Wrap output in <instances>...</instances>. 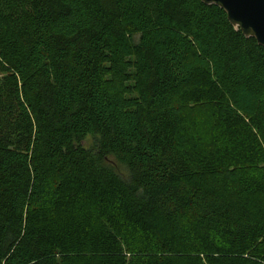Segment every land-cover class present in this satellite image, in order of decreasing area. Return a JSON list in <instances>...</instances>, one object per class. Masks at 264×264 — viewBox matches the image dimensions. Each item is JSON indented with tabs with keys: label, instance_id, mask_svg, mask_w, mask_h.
Segmentation results:
<instances>
[{
	"label": "trees",
	"instance_id": "1",
	"mask_svg": "<svg viewBox=\"0 0 264 264\" xmlns=\"http://www.w3.org/2000/svg\"><path fill=\"white\" fill-rule=\"evenodd\" d=\"M0 264H264V48L201 0H0Z\"/></svg>",
	"mask_w": 264,
	"mask_h": 264
},
{
	"label": "water",
	"instance_id": "2",
	"mask_svg": "<svg viewBox=\"0 0 264 264\" xmlns=\"http://www.w3.org/2000/svg\"><path fill=\"white\" fill-rule=\"evenodd\" d=\"M225 11L229 22L264 48V0H201Z\"/></svg>",
	"mask_w": 264,
	"mask_h": 264
},
{
	"label": "rangeland",
	"instance_id": "3",
	"mask_svg": "<svg viewBox=\"0 0 264 264\" xmlns=\"http://www.w3.org/2000/svg\"><path fill=\"white\" fill-rule=\"evenodd\" d=\"M118 167V166H117ZM119 169L121 170V171H123V169L121 168V167H119Z\"/></svg>",
	"mask_w": 264,
	"mask_h": 264
}]
</instances>
